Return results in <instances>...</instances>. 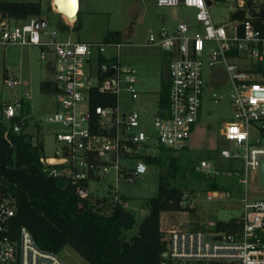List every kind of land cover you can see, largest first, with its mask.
I'll return each instance as SVG.
<instances>
[{"label": "built area", "instance_id": "obj_1", "mask_svg": "<svg viewBox=\"0 0 264 264\" xmlns=\"http://www.w3.org/2000/svg\"><path fill=\"white\" fill-rule=\"evenodd\" d=\"M216 1L157 0L159 6L173 9L178 22L172 32L162 29L150 33L146 44L171 57L168 108L154 118L156 142L174 152L184 149L200 122L209 88L205 70H209L212 81L225 74L233 120L220 130L227 143L220 156L241 164L242 171L236 175L245 189L244 214L236 219L240 226L237 233H219L216 224L214 230H169L161 264H264V200L249 198V186L254 181L264 187V20L259 21L264 0H225L233 5L225 24L216 23L211 16L209 9ZM181 5L196 11L197 27L179 21ZM241 12L245 13L242 19H233ZM42 22L46 23L42 17L17 19L0 11V46L39 48L47 65H54L51 71L55 74L59 108L48 122L61 130L54 136L58 146L54 157L41 161L45 171L52 177L71 180L82 199L94 198L91 183L101 185L112 173L118 183L136 182L141 174L136 165L139 159L150 156L153 142L143 127L141 113L123 106L124 100L133 103L140 98L138 70L120 59L125 45L80 42L70 34L64 37L57 28H48L47 23L42 26ZM108 48L115 50L112 58L104 55ZM3 78L5 90L13 95L20 91L15 101L4 100L2 114L10 123L7 138L9 133L21 131V124H12V120L32 100V93L17 74L6 72ZM217 90L210 89L216 104L223 99ZM93 92L115 96L116 104L92 107ZM129 161L132 165H127ZM195 170L207 178H216L220 173L206 160ZM112 192L119 193L117 189ZM218 195L209 192L207 199L212 201ZM118 201L128 208L127 202ZM16 212L15 198L0 195V264H66L60 254L41 249L26 227L12 230L11 218Z\"/></svg>", "mask_w": 264, "mask_h": 264}, {"label": "rangeland", "instance_id": "obj_2", "mask_svg": "<svg viewBox=\"0 0 264 264\" xmlns=\"http://www.w3.org/2000/svg\"><path fill=\"white\" fill-rule=\"evenodd\" d=\"M27 1L42 4V18L46 20L48 28H56L57 24L62 22L70 26L66 18L63 17L61 21L60 15L50 9L52 0ZM209 10L216 23L225 24L231 17L233 5L225 0H217ZM178 15L179 21L189 22L193 27L198 26L194 9L181 5L178 8ZM78 19V29L72 35L76 40L104 43L111 33L121 32V35L123 34L121 43L125 45L121 50V61L123 63L129 60L136 61L140 69L148 66L146 70L153 71V77L144 75L148 81L152 78V83H149L147 88L154 90L159 86L161 89V81H157L154 74L158 77L156 73L159 72L160 80L163 79L170 57L162 50L148 47L146 44L150 33H156L162 29L173 31L178 22L174 18L173 9L159 6L157 0H80ZM76 23L77 20L74 26ZM104 55L106 58H111L115 56V50L108 48ZM151 64H156L159 68L150 67ZM208 71V69L205 70L206 82L211 87L209 86L204 95L201 121L188 145L180 151L174 152L169 148L157 146L154 118L161 111L158 94L151 93L152 96H146L140 91L139 100L133 103H127L123 99L125 110L139 111L142 118L144 117L143 127L153 142L148 153L151 157L161 159L159 165L144 164L147 171L141 173L134 183L124 180L118 183L112 173L101 185L97 183L90 185L91 192L95 196H109V192L117 189L119 197L127 200L128 209L136 217L135 227L124 230L127 240L137 236L139 226L149 213L146 201L157 195L162 176L169 177L170 182L175 186L187 190L189 201L193 203L196 210L195 215L188 212H164L162 227L166 238L169 237L167 232L172 229L188 230L197 227L203 230H214V224L217 222L239 219L244 214L245 189L239 184V178L236 175V172L242 171L241 164L226 161L220 156L221 149L227 145L220 136V130L233 120V108L227 97L229 81L225 74L211 81ZM6 72L17 74L23 85L32 93V100L26 102L18 112L19 117L27 125L25 132L33 136L34 143L37 140L41 142L46 158L54 157L58 148L54 136L61 127L48 122V119L55 113L59 96L51 89L44 90L42 84L47 81L55 87V74L48 68L47 62L41 58L39 48L0 46V114L5 107L4 100L13 102L20 96V91L13 95L5 90L3 77ZM212 87L217 88L219 94L223 96L218 104L211 99ZM5 123L10 128V123L6 121ZM204 160L216 166L220 172L216 178L208 179L195 170V167ZM127 165H132L131 161ZM209 180H215L218 191H212ZM209 192H218L219 195L210 201L207 199ZM249 192L251 201L264 200V187L257 182L254 181L249 186ZM95 196L94 198H97ZM60 256L66 264H89L70 246L64 248Z\"/></svg>", "mask_w": 264, "mask_h": 264}, {"label": "trees", "instance_id": "obj_3", "mask_svg": "<svg viewBox=\"0 0 264 264\" xmlns=\"http://www.w3.org/2000/svg\"><path fill=\"white\" fill-rule=\"evenodd\" d=\"M42 9L39 2L0 3L1 12L17 19L42 17ZM59 15L62 21L63 15ZM259 15V21L264 20V6ZM244 16L245 13L241 12L232 17L242 19ZM78 22L79 19L73 31H77ZM56 28L64 33L71 30L64 22L58 23ZM121 42V32L117 31L108 35L104 43ZM42 88L57 93L50 82H43ZM168 93V88L160 93L161 111L168 108ZM115 104L113 95L92 94V107ZM15 123L21 124V131L9 133L6 138L8 127L0 114V195H11L16 200L17 212L11 218L14 232L26 227L41 249L60 254L70 246L89 264H161L168 242L161 227L162 214H196L187 190L162 176L157 195L146 201L149 213L139 226L137 236L127 240L124 230L135 227L136 217L119 203V193L109 192V196L102 198L82 199L71 180L52 177L45 171L41 162L45 157L43 145L39 140L33 143V136L25 132L27 125L19 116L12 120V124ZM139 160L145 165L161 164L157 157L146 156ZM209 185L212 191H218L215 180H209ZM239 229L236 219L217 222L215 226V231L226 234L237 233Z\"/></svg>", "mask_w": 264, "mask_h": 264}, {"label": "crops", "instance_id": "obj_4", "mask_svg": "<svg viewBox=\"0 0 264 264\" xmlns=\"http://www.w3.org/2000/svg\"><path fill=\"white\" fill-rule=\"evenodd\" d=\"M174 14H175V12H174ZM174 18L176 19V17L174 16ZM76 20H78V16L75 18V22H76ZM74 24V23H73ZM71 26L72 27H74V25H70V28H71ZM73 32H75V31H73V28H72V30H70L69 32H66V33H64V37L65 36H68L69 34H70V36H71V38L72 39H75V38H73ZM122 39H123V34H122ZM76 40V39H75ZM77 41H80V42H85V43H92V42H86V41H81V40H77ZM159 49V48H158ZM166 54V53H165ZM168 55V54H167ZM169 57H170V55H168ZM112 58V57H111ZM123 62V61H122ZM170 62H171V57H170V60H169V62H168V66H167V69H166V75H162L163 76V79L161 78V80H160V73L159 72H157L156 73V71H154L157 75H158V77L154 74V77H156V80L157 81H161V83H160V88L161 89H159V86H158V88H156V89H148L147 87V85L150 83H152V78L151 77H153V71L152 72H148L146 69L148 68V66H145V69H140L138 66H137V62L136 61H128V62H125L124 64H127V65H131V66H133V67H135L137 70H138V78H139V84H138V86H139V90L140 89H144V90H140L141 92H143V93H145V95L146 96H152V94L151 93H155V94H158V101H160V93H161V91H162V89H163V87H165V89L166 88H168L169 89V84H168V72H169V65H170ZM139 69H138V68ZM150 67H157V69L159 68L156 64H151L150 65ZM50 69V68H49ZM51 70V69H50ZM141 72H143V73H141ZM147 73V74H146ZM149 74V75H148ZM147 75V76H151L150 78V80L151 81H148L147 80V78L145 77V76ZM141 76V77H140ZM212 81V80H211ZM158 84V83H157ZM210 87H211V85L210 84H208ZM213 85V84H212ZM143 87V88H142ZM213 88V87H212ZM160 90V91H159ZM141 94V93H140ZM157 96V95H156ZM144 118V117H143ZM202 118V117H201ZM200 121H201V119H200ZM200 123V122H199ZM199 123H198V125H199ZM197 125V126H198ZM197 128V127H196ZM34 143V142H33ZM140 163H143L144 164V162L143 161H141ZM216 167V166H215ZM211 179V178H210ZM212 179H214V178H212ZM161 221H162V219H161ZM161 227H162V222H161ZM164 229H163V227H162V231H163Z\"/></svg>", "mask_w": 264, "mask_h": 264}, {"label": "water", "instance_id": "obj_5", "mask_svg": "<svg viewBox=\"0 0 264 264\" xmlns=\"http://www.w3.org/2000/svg\"><path fill=\"white\" fill-rule=\"evenodd\" d=\"M55 1V0H54ZM64 2V1H63ZM210 4V3H209ZM61 5H58V9H60ZM51 10L52 6L50 7ZM72 10V9H71ZM69 11V10H68ZM80 11V0H74V8L71 11V13H74V15L77 17ZM57 13L63 15L64 17V13L58 11ZM45 22H42V26H45ZM53 63H50L48 68L53 69ZM59 108V103L56 104V109ZM136 169L140 172V173H145L147 171L146 166L143 163H138L136 165ZM261 184L264 186V160L262 161V165H261Z\"/></svg>", "mask_w": 264, "mask_h": 264}, {"label": "bare ground", "instance_id": "obj_6", "mask_svg": "<svg viewBox=\"0 0 264 264\" xmlns=\"http://www.w3.org/2000/svg\"><path fill=\"white\" fill-rule=\"evenodd\" d=\"M52 1H53L52 3L54 5L55 11L63 12L64 18H66L67 22L70 25H74L73 23H75L76 16L74 15V13H71V11L74 8V0H55V1L52 0ZM58 5H61L60 9H58Z\"/></svg>", "mask_w": 264, "mask_h": 264}, {"label": "flooded vegetation", "instance_id": "obj_7", "mask_svg": "<svg viewBox=\"0 0 264 264\" xmlns=\"http://www.w3.org/2000/svg\"><path fill=\"white\" fill-rule=\"evenodd\" d=\"M57 104V103H56Z\"/></svg>", "mask_w": 264, "mask_h": 264}]
</instances>
